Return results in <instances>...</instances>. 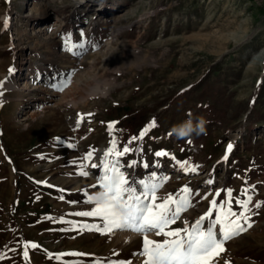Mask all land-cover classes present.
<instances>
[{"label":"rangeland","instance_id":"374dc122","mask_svg":"<svg viewBox=\"0 0 264 264\" xmlns=\"http://www.w3.org/2000/svg\"><path fill=\"white\" fill-rule=\"evenodd\" d=\"M6 77L0 264H142L140 234L83 229L103 221L75 213L91 210L88 196L102 191L92 187L102 171L90 165L100 164L112 138L122 148L153 118L157 126L121 160L138 162L126 174L169 177L160 197L193 190L194 206L172 229L208 212L213 199L212 219L219 205L226 212L227 189L239 215L236 201L248 188L252 226L225 241L214 264H264V204L253 206L264 202V0H0V81ZM69 78L62 91L52 87ZM78 114H85L79 127ZM189 115L208 121L206 134L179 139L171 129ZM92 149L89 175H78ZM160 150L201 165L198 173L156 157ZM25 242L39 245L27 260Z\"/></svg>","mask_w":264,"mask_h":264},{"label":"snow or ice","instance_id":"6c2138e0","mask_svg":"<svg viewBox=\"0 0 264 264\" xmlns=\"http://www.w3.org/2000/svg\"><path fill=\"white\" fill-rule=\"evenodd\" d=\"M7 20L5 27H7ZM83 35V34H81ZM70 44V38L66 41ZM80 44L79 47H83ZM75 45L69 46L68 51H72ZM14 69H9V75ZM4 81H0V97L4 95ZM70 78L62 81L59 85H52L59 91H62L70 84ZM3 106V100L0 99V107ZM85 114H78L77 127L80 126ZM91 116V113L86 114ZM118 124V121H112L108 124L109 132L111 133ZM157 126L155 118L148 125L140 130L139 136L130 137L128 144L118 148L115 137L110 141V146L104 151L100 159V164H91L92 168H100L102 174L97 177V184L92 187L99 186L102 191L97 196L89 195L87 202L93 204L94 207L85 212L75 213L79 216L98 217L103 221V227L100 225H81L80 227L88 230H95L101 234H111L116 230H129L140 234L143 238V250L139 253L144 257L142 264H214V257L223 252V244L225 241L247 230L252 226L250 219L252 209L249 204L252 203L251 195H248L249 189L243 191L247 197L245 200H237L236 203L241 206L242 211L237 215L231 211V196L232 189H227L228 210L223 211L224 205H219L221 212L212 219L213 209L216 208L217 201L213 199L210 202L209 211L197 218L189 224L188 221H183L182 228L172 229L170 226L177 220L181 219V214L193 207L192 196L193 190L184 185L181 188V195L175 197L169 193L166 197L157 195V190L169 179L167 176H158L156 172H151L149 178L133 179L126 174L127 169L134 168L138 162L133 160L127 165L121 163L122 158L132 152L129 147L134 141L142 140L144 136ZM172 133H169L171 135ZM191 143V141H189ZM233 145L227 146V151L222 158L228 159V153L231 152ZM138 150V149H137ZM95 150L87 152L82 158L78 168V175L88 176V163L92 160ZM156 157H170L176 164L187 173H198L201 165L191 164L189 161H178L176 157L166 150L155 152ZM145 169L149 165L143 164ZM43 183H47L46 181ZM207 184H213L214 180L209 179ZM251 188L254 190L255 185ZM63 191V190H61ZM220 190H217V195ZM62 199V197H61ZM264 202L257 201L253 206L260 208ZM235 217V219H230ZM208 221L205 227V221ZM218 227V232H217ZM155 232L156 235H163V241L151 240L147 233ZM38 248L39 245L35 242H25L23 255L28 258V249ZM83 255V254H81ZM4 256L0 255V259ZM59 258V257H57ZM119 264H131V261H120Z\"/></svg>","mask_w":264,"mask_h":264},{"label":"clouds","instance_id":"9594fccd","mask_svg":"<svg viewBox=\"0 0 264 264\" xmlns=\"http://www.w3.org/2000/svg\"><path fill=\"white\" fill-rule=\"evenodd\" d=\"M207 123L208 121L203 116L193 118L189 115V118L174 125L171 131L179 139H189L206 134Z\"/></svg>","mask_w":264,"mask_h":264},{"label":"bare ground","instance_id":"6f19581e","mask_svg":"<svg viewBox=\"0 0 264 264\" xmlns=\"http://www.w3.org/2000/svg\"><path fill=\"white\" fill-rule=\"evenodd\" d=\"M97 88V87H96ZM103 92H106V90H102Z\"/></svg>","mask_w":264,"mask_h":264}]
</instances>
